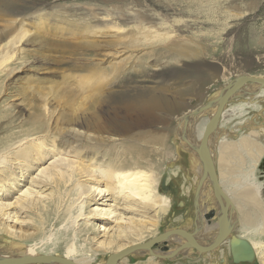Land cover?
<instances>
[{
	"label": "rangeland",
	"instance_id": "1",
	"mask_svg": "<svg viewBox=\"0 0 264 264\" xmlns=\"http://www.w3.org/2000/svg\"><path fill=\"white\" fill-rule=\"evenodd\" d=\"M241 74L264 75V0H0V246L19 250L23 243L43 239L47 244L42 249L62 254L72 242L73 229L61 227L58 213L39 226L38 210L31 206L39 207L63 189L47 185L40 171L56 160L72 159L74 166L92 173L99 161L130 160L154 174H163L162 168L172 161L178 164L170 170L173 177L181 174L180 166L190 176L195 158L185 150L188 122L216 104L215 94ZM248 97L229 101L228 108L234 110L223 118L222 128L232 130L246 120L255 125L247 129L241 123L225 141L250 135L263 147L264 96L255 108L240 107ZM36 116L42 119L37 131L32 130ZM65 139L76 146L70 147ZM20 140L26 141L19 145ZM37 141L39 146L34 145ZM231 162L229 171H223L233 174V180L242 178L243 171L264 183V150L246 159L243 168L237 160ZM222 167L218 162L217 169ZM77 171L73 179L65 178L64 189L75 188L76 178L83 184L81 190L94 183L103 188L111 184L98 173L94 177L87 172L89 177ZM188 181L184 178L182 186L190 191ZM109 195L103 205L89 208L110 206L116 207V214L122 212ZM261 197L264 200V193ZM194 202L193 194L184 208H177L174 198L165 222L158 220V231L172 218L184 219ZM243 208L255 217V210ZM148 212L152 215L154 209ZM214 216L213 209L205 215L208 222ZM240 218L231 226L247 230L246 240L256 245L255 250L251 244L253 260L237 263L220 247L216 264H264V220L249 228ZM93 221L92 233H78L74 243L79 248L94 250L117 233L115 222ZM153 247L169 249L166 242ZM106 255L99 253L93 262ZM157 256L152 263L147 257L130 256L119 264H209L199 252L190 258Z\"/></svg>",
	"mask_w": 264,
	"mask_h": 264
},
{
	"label": "bare ground",
	"instance_id": "2",
	"mask_svg": "<svg viewBox=\"0 0 264 264\" xmlns=\"http://www.w3.org/2000/svg\"><path fill=\"white\" fill-rule=\"evenodd\" d=\"M98 14L100 15L103 13L99 12ZM158 23L160 25H163V22ZM258 77H264V75H260ZM222 92L223 90L220 91L218 94H215V96L218 95L219 99ZM244 94H248L249 99L247 100V102L245 101L246 103L244 102L240 104V107H243V105L247 106L246 104H248L251 105L252 108H255L258 105L260 97L263 98L264 96V86H261L258 83L249 82L242 86L237 92H235L228 99V102L224 106L217 127L210 134L208 139V149L210 151L212 161L214 162V166L216 168L218 180L222 189L231 201V205L228 210V227L224 240L219 245L210 250L199 252V256L208 259L209 264H216L219 260V255H217L216 252L220 249V247H224L225 252H228L229 250L230 256L232 257L233 261L237 263L251 262L253 260L251 247L252 243L247 241L245 238L247 230L242 227H238V224L231 226V222L237 221L236 223H238V218L241 217L240 219L242 220V225L248 226L249 228H256L260 224V222L264 220V200H262L261 197V194L264 193V183L260 180H254V176L251 177V172L244 173L242 171L239 174L241 176V173H243V176H241L242 178L233 180V178H231V176L233 177V174H231L230 176L226 172V170H224L225 172L223 171L224 168H228L229 171L230 168L228 166L230 165V163H233L231 162L233 160H237V164H239L238 167H245L246 159H253L256 153H258L259 157L264 150V146L262 147L256 144L252 140L250 135L240 136L236 141L232 142L225 141V139L229 136V132L234 133L235 131L237 132V130L241 128V123H244V126L242 127H246L247 129L250 127L252 128V126L255 125L253 121L246 120L239 122L236 126L232 128V130H225L222 128L223 118L227 115H231L230 112L234 110V108H228L229 101L235 96ZM216 106L217 102L213 106L207 109H203L202 111L191 117L188 122V134L186 141L187 145L185 146V150H190L193 153V157L195 158V166L190 169V176L186 174L187 172L185 171V168L180 166V169H183L180 172L181 174L179 175V177H173V175L170 174V170L174 169V167L177 168L176 165L178 164L172 161H170L168 164L165 165L164 168H162V170L165 171L163 174L160 172L158 174H154V172L150 170L145 171L141 169V166L138 163L130 160L110 161L107 163L99 161L101 164H97V167L95 168L93 167V173L92 171H88L89 165L87 166L88 169H85L84 166H74L75 163L73 161L71 162L72 159H70V161L68 162H65L64 159L58 160L61 161V163H58L57 160H54L57 163L52 162L53 166H50L47 171H40L41 173L45 174L47 185L53 186V189L54 187L56 189H63L60 191L58 190V194L56 196L51 195L50 197L49 195L50 198L45 199L47 201H45L39 207L34 203L31 204V206L32 208L38 210L39 214L37 213V224L39 226H44L43 224H45L46 222V220L44 222V219L46 217H50L49 219L50 221H52L54 219L55 214L58 213L56 218L59 219V224L61 225V227L65 230L69 228L73 229L70 234L71 236H69L70 238L72 237V242L68 240V242L70 241L71 243L65 246L62 251V254L59 253V250H50L48 248L42 249L41 247L47 244L46 241H44L43 239L42 241H35L33 243H23V249L19 250L17 248L10 249L11 247H9L8 249L6 247L0 246V259L53 255L67 258L75 262L76 264H104L107 256L112 253L120 251L121 249L129 247L136 243L148 241L164 231L179 228L185 229L187 231L190 228L191 230L189 232L193 234L195 242H197L200 246L208 245L209 243H211L217 235L218 214L220 210V205L223 200H217L214 196L213 188L209 182L208 175L198 155V148L200 138L204 131V127L213 115ZM34 122L35 126L32 130H40L42 128V119L39 116H36L34 117ZM260 128L261 130H263L264 126L261 125ZM251 134L253 135V133ZM25 141L20 140L19 145L25 143ZM60 141L63 140L60 139ZM65 141V143L70 147L76 146L73 145V141H69V139H65ZM34 145L39 146L40 143L37 141L36 143H34ZM179 151L180 150L177 149L175 150V153L179 154ZM62 161L64 163H67V165L63 164ZM218 162L223 166L221 170L217 169ZM254 164L256 165V161L254 162ZM98 165H103L104 168L100 169ZM76 171L77 174H81L83 172L84 174L86 173V175L89 174V177L92 176V174L94 177L96 175L98 176L99 174L101 177L104 178V180L110 182L111 184L109 183V186L107 185L105 186V188H103L99 185H95V183L94 185H90L92 183L89 182L90 186H85V188L81 190L80 187L83 184L80 185L79 181H77L78 178H76L74 181L75 188L72 185L73 188H65L66 191H64V187H67L65 186V178L68 177V181L69 179H73V175L76 174ZM87 172H90L92 174L90 175V173ZM165 174H168V176L164 177ZM188 177V184L192 187L190 191L187 190L186 187L185 189H183L182 186L184 178ZM93 179L95 180V178ZM98 181L99 180H96V183ZM227 185H229L230 187H228ZM157 188L158 190H156ZM71 189H74V191H76L72 192ZM61 193L67 195L66 199H64ZM54 194H56V190ZM108 194H110L109 196L113 198V201L119 205L118 208L121 209L122 212L119 210L120 212L116 214V207L110 208V206L107 209H104V207L97 208L98 205H96L94 208L92 207L93 209L89 208V205L91 204L103 205ZM193 194L195 199V206L191 208L188 215L184 219L177 218L175 219V221L172 218L171 224L168 223L167 225H165V227H163L161 232L158 231V220L160 219L161 223L165 222L166 211L169 208L172 200L175 198L177 202V208H181L185 206L186 200H189V198L192 197ZM232 200L236 205L232 202ZM61 203L63 204L61 205ZM61 206L62 208L60 209ZM243 207L255 210V217H251L249 214H247V212L243 210ZM150 208L154 209V213L152 215H150L148 212ZM210 209H213L215 211V216L208 222L206 220L205 215L210 211ZM59 210H61L60 213L58 212ZM127 212L131 215H126ZM80 220H83L82 224L81 222H79ZM93 220H99L102 222H115L118 228L117 233L113 234L112 238L108 241L98 242L94 250L83 247L79 248V246H77L74 241H76L78 233H81V231L86 233H92V230L94 231L95 224ZM81 225H83L82 228L80 227ZM77 228L79 229L76 230ZM122 239H125V241L120 242V240ZM66 241L65 244L67 243ZM185 241L186 240L182 235H168L163 241L159 242H166L169 247L168 250H156L154 249L155 246L135 249L125 255L116 264L121 263V261H124L126 257L130 256L147 257L149 263H152V259L153 257L155 258L156 255L161 256V258H173L176 255L180 254L183 258H190L191 254H195L198 251H196V249L190 246H183ZM12 244L18 247L17 244L20 243H17L14 240ZM252 245L256 250V245H254V241ZM104 252L107 253L105 257H100L97 262H93V260L97 258L99 253L104 254ZM250 256L252 257L248 259L247 257ZM227 259V257L225 259H222L223 263H225ZM46 264L63 263L50 261Z\"/></svg>",
	"mask_w": 264,
	"mask_h": 264
},
{
	"label": "water",
	"instance_id": "3",
	"mask_svg": "<svg viewBox=\"0 0 264 264\" xmlns=\"http://www.w3.org/2000/svg\"><path fill=\"white\" fill-rule=\"evenodd\" d=\"M249 82L258 83L259 85L264 86V77L241 74L236 79H234L227 87H225L223 89L221 96L217 101V106L213 115L211 116V118L204 127V131L202 133L199 142L198 155L208 175L209 182L213 188L214 196L216 197L217 200H223L220 205V210L218 214V231L214 240L208 245L200 246L197 242H195L193 238V234L191 232L182 228L173 229L169 231H164L148 241L142 243H136L134 245H131L129 247L121 249L120 251L108 255L104 264H116L121 258H123L131 251L139 248L151 247L163 241L166 238V236L172 234L182 235L186 240L183 246H190L196 249V251L198 252H204L210 250L216 247L217 245H219L224 240L228 227V214H229L228 210L230 208L231 201L224 192V190L222 189L220 182L218 180L216 168L214 166V162L212 161V157L208 149V139L210 134L216 129L217 124L222 115L224 106L228 102V99L235 92H237L242 86H244ZM50 261L60 262L63 264H76L75 262L67 258L60 256H53V255L5 258V259H0V264H28V263H37V262L47 263Z\"/></svg>",
	"mask_w": 264,
	"mask_h": 264
}]
</instances>
